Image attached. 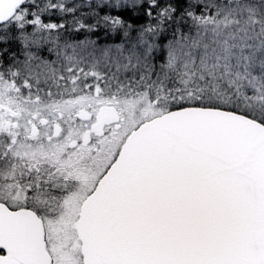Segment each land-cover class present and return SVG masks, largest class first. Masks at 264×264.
Here are the masks:
<instances>
[{
  "label": "snow or ice",
  "instance_id": "1",
  "mask_svg": "<svg viewBox=\"0 0 264 264\" xmlns=\"http://www.w3.org/2000/svg\"><path fill=\"white\" fill-rule=\"evenodd\" d=\"M0 264H264V0H0Z\"/></svg>",
  "mask_w": 264,
  "mask_h": 264
}]
</instances>
